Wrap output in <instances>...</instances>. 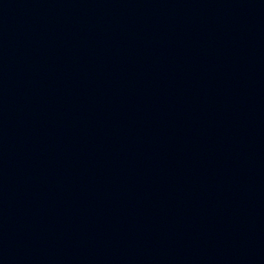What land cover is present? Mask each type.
<instances>
[{"label":"water","instance_id":"obj_1","mask_svg":"<svg viewBox=\"0 0 264 264\" xmlns=\"http://www.w3.org/2000/svg\"><path fill=\"white\" fill-rule=\"evenodd\" d=\"M0 264H264V0H0Z\"/></svg>","mask_w":264,"mask_h":264}]
</instances>
